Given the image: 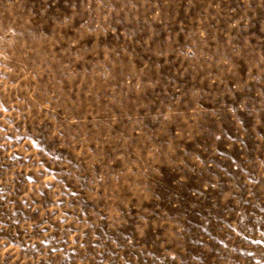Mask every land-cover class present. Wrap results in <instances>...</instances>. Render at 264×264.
<instances>
[{
    "label": "rangeland",
    "instance_id": "1",
    "mask_svg": "<svg viewBox=\"0 0 264 264\" xmlns=\"http://www.w3.org/2000/svg\"><path fill=\"white\" fill-rule=\"evenodd\" d=\"M0 264H264V0H0Z\"/></svg>",
    "mask_w": 264,
    "mask_h": 264
}]
</instances>
